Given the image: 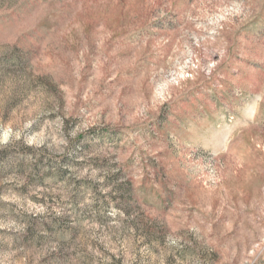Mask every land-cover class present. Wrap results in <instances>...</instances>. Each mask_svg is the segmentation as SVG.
Returning <instances> with one entry per match:
<instances>
[{"label": "rangeland", "instance_id": "rangeland-1", "mask_svg": "<svg viewBox=\"0 0 264 264\" xmlns=\"http://www.w3.org/2000/svg\"><path fill=\"white\" fill-rule=\"evenodd\" d=\"M0 264H264V0H0Z\"/></svg>", "mask_w": 264, "mask_h": 264}]
</instances>
